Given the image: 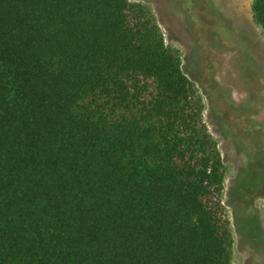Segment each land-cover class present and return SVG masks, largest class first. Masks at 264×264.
I'll list each match as a JSON object with an SVG mask.
<instances>
[{"label":"trees","instance_id":"obj_1","mask_svg":"<svg viewBox=\"0 0 264 264\" xmlns=\"http://www.w3.org/2000/svg\"><path fill=\"white\" fill-rule=\"evenodd\" d=\"M203 109L146 4L0 0V264H230Z\"/></svg>","mask_w":264,"mask_h":264},{"label":"rangeland","instance_id":"obj_2","mask_svg":"<svg viewBox=\"0 0 264 264\" xmlns=\"http://www.w3.org/2000/svg\"><path fill=\"white\" fill-rule=\"evenodd\" d=\"M154 13L197 87L226 166L230 264H264V34L252 0H130Z\"/></svg>","mask_w":264,"mask_h":264},{"label":"flooded vegetation","instance_id":"obj_3","mask_svg":"<svg viewBox=\"0 0 264 264\" xmlns=\"http://www.w3.org/2000/svg\"><path fill=\"white\" fill-rule=\"evenodd\" d=\"M263 236H264V235H263ZM261 248L264 250V238H263V241H262Z\"/></svg>","mask_w":264,"mask_h":264}]
</instances>
